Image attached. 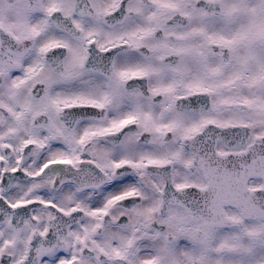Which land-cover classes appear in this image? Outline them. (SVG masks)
I'll return each mask as SVG.
<instances>
[{
  "label": "snow or ice",
  "instance_id": "snow-or-ice-1",
  "mask_svg": "<svg viewBox=\"0 0 264 264\" xmlns=\"http://www.w3.org/2000/svg\"><path fill=\"white\" fill-rule=\"evenodd\" d=\"M0 264H264V0H0Z\"/></svg>",
  "mask_w": 264,
  "mask_h": 264
}]
</instances>
